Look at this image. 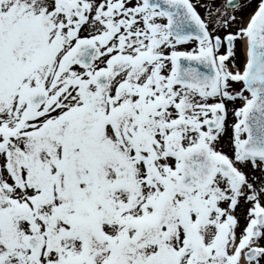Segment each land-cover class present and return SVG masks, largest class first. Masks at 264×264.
<instances>
[{
  "label": "snow or ice",
  "instance_id": "snow-or-ice-1",
  "mask_svg": "<svg viewBox=\"0 0 264 264\" xmlns=\"http://www.w3.org/2000/svg\"><path fill=\"white\" fill-rule=\"evenodd\" d=\"M0 264H264V0H0Z\"/></svg>",
  "mask_w": 264,
  "mask_h": 264
},
{
  "label": "rangeland",
  "instance_id": "rangeland-1",
  "mask_svg": "<svg viewBox=\"0 0 264 264\" xmlns=\"http://www.w3.org/2000/svg\"><path fill=\"white\" fill-rule=\"evenodd\" d=\"M218 1H219V0H218ZM218 1H217V2H218ZM200 10L202 11V13H204V9H200Z\"/></svg>",
  "mask_w": 264,
  "mask_h": 264
},
{
  "label": "flooded vegetation",
  "instance_id": "flooded-vegetation-1",
  "mask_svg": "<svg viewBox=\"0 0 264 264\" xmlns=\"http://www.w3.org/2000/svg\"><path fill=\"white\" fill-rule=\"evenodd\" d=\"M217 1H218V0H217ZM218 2H219V1H218ZM200 9H203V8H200ZM200 9H199V10H200ZM200 12L202 13V11H201V10H200ZM202 14H203V13H202Z\"/></svg>",
  "mask_w": 264,
  "mask_h": 264
}]
</instances>
